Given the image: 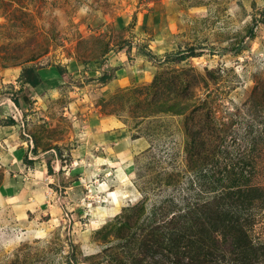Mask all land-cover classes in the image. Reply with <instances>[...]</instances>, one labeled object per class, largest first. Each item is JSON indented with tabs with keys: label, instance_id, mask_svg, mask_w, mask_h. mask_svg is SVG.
Listing matches in <instances>:
<instances>
[{
	"label": "rangeland",
	"instance_id": "374dc122",
	"mask_svg": "<svg viewBox=\"0 0 264 264\" xmlns=\"http://www.w3.org/2000/svg\"><path fill=\"white\" fill-rule=\"evenodd\" d=\"M263 5L0 0V120H15L0 121V264H152L137 259L145 241L166 260L173 214L189 213L173 223L186 235L207 228L200 204L216 190L198 188L209 169L230 175L252 163L260 171L248 182L264 187ZM32 62L50 65L40 85L18 92ZM205 114L217 130L201 129ZM245 208L250 256L236 264H264V202ZM232 242L219 245L226 258Z\"/></svg>",
	"mask_w": 264,
	"mask_h": 264
},
{
	"label": "trees",
	"instance_id": "16d2710c",
	"mask_svg": "<svg viewBox=\"0 0 264 264\" xmlns=\"http://www.w3.org/2000/svg\"><path fill=\"white\" fill-rule=\"evenodd\" d=\"M260 11V22L264 24V5ZM139 52L144 54L149 59L156 57V54H154L149 48L147 50H142V48H139ZM186 55L187 54L183 53L178 55L166 53L164 60L177 61L185 58ZM49 65L50 64L44 66L42 64L32 62L30 64L21 66L16 79L19 85L18 92H22V90L25 89L27 90L25 91L27 93L29 88H35L40 85L43 81L41 70ZM52 65L55 67L59 75L62 76L69 74L67 67L59 63ZM105 77H107V75L104 76V78ZM257 98L258 97H255V100ZM12 101L15 106L19 105L16 98H13ZM205 115L206 117L204 120H202L204 122L201 124V129L203 130L205 127H212L213 129L217 130V127L213 125V121L210 116L208 114ZM253 115L263 118L256 113H253ZM0 121L1 123L7 125L15 124V120L13 118H7L3 120L1 119ZM260 122H262V120H260ZM192 141L196 142L197 146L202 145V143L199 142L200 140L196 141V138H191V142ZM31 150L33 157H36L38 153L36 152L35 148L32 147ZM23 162L30 165L33 163V158L27 159L25 156L23 158ZM248 162H250V160ZM250 165L251 166H249V168H241L239 171L232 169L230 175H228L227 172L222 174L221 171L211 174V169H209L207 171V175L204 176V182L200 184L198 188V191L200 190L201 192L203 191L202 188H204V194H209L210 192H214L216 190L213 193L211 199L205 200L200 204L203 209L201 212H203V215L208 221L207 228L203 229V227L200 226L198 228L199 234H194V236L197 238L191 235H186L183 233L184 230H182L180 225L176 226L173 225V223H179L181 218L186 217L188 212L178 214L177 216H174L173 214V216L170 218V221H168L170 226L167 228V230L163 231V236H167L170 237L169 239H172L171 245L168 247L171 252H169V254L163 253L162 255L166 258V260L159 257L154 259L152 256L156 253L155 248L158 247L157 245L160 246L161 244L157 242L151 244L147 241L142 244L140 242L139 249H141V251L138 252L139 255L137 256V259L143 257L144 260L149 259L152 264H236V262H238V255L240 253L246 258L247 256H250L247 252V234L245 232L244 225L241 223V220L245 222L247 221L243 217L241 209L245 208L247 205L255 203V201H259L261 203L264 202V187H260L259 185H250L248 182L253 176H256L259 173L260 169L257 168L256 170L255 165H252V163H250ZM47 171L52 173L51 166L48 162ZM215 232H219L224 238L222 239L219 235L218 238L220 237L221 241L217 237L213 239L212 235H214ZM228 234L232 236L233 242L231 243L232 249L228 250L229 257L226 258L227 255L224 251V247L222 246V248L219 245L224 243ZM202 236L204 237V240ZM186 237H192L193 239H190L188 242H186ZM205 240H210V246H208L206 251L204 250V246L206 245L204 243ZM180 243L183 245H180ZM166 246L167 245L165 244V247ZM256 249L258 248H252L251 251L256 253ZM149 255L151 256L149 257ZM140 263H142V260H140Z\"/></svg>",
	"mask_w": 264,
	"mask_h": 264
},
{
	"label": "crops",
	"instance_id": "0c3cea01",
	"mask_svg": "<svg viewBox=\"0 0 264 264\" xmlns=\"http://www.w3.org/2000/svg\"><path fill=\"white\" fill-rule=\"evenodd\" d=\"M0 104H1V103H0ZM6 105H8L9 108H10V105H11V104H9V103L6 102ZM8 106H6V108H8ZM1 109H2V106H1ZM94 135H95L94 133L91 135V137H92L91 141H93V142L96 141ZM93 146H96V145H93ZM88 147H89V146H88ZM76 152H77V151H76ZM76 152H75V150H74L72 153H75V156H76V155H78L79 150H78L77 153H76ZM30 157H31V156H30ZM12 159H13L12 166H14V163H16L17 160H16L15 156H13ZM76 161H77V160H75L74 163H75ZM27 165H28V164H27ZM12 166H11V167H12ZM50 166H51V165H50ZM51 167H52V166H51ZM43 168H45V167H43ZM43 168H42V170H43ZM51 169H52V168H51ZM44 170H45V169H44ZM49 174H50V173H49ZM50 175H51V174H50ZM23 178H24V177H23ZM23 178H22V180H23ZM23 189H24V188H23Z\"/></svg>",
	"mask_w": 264,
	"mask_h": 264
}]
</instances>
